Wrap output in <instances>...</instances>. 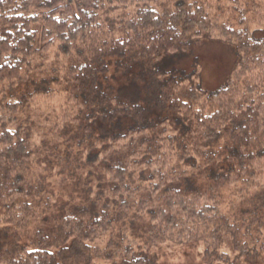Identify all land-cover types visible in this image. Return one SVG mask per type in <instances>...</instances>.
Returning <instances> with one entry per match:
<instances>
[{"label": "trees", "instance_id": "16d2710c", "mask_svg": "<svg viewBox=\"0 0 264 264\" xmlns=\"http://www.w3.org/2000/svg\"><path fill=\"white\" fill-rule=\"evenodd\" d=\"M201 39L236 54L213 92L197 59L156 66ZM66 133L86 195L0 264H158L161 246L193 242L218 264L259 256L264 0H0V231L51 215L38 175L67 169Z\"/></svg>", "mask_w": 264, "mask_h": 264}, {"label": "rangeland", "instance_id": "374dc122", "mask_svg": "<svg viewBox=\"0 0 264 264\" xmlns=\"http://www.w3.org/2000/svg\"><path fill=\"white\" fill-rule=\"evenodd\" d=\"M194 59H197L201 67V88L205 92H213L224 83L235 64L236 54L231 44L220 40L201 39L196 41L191 50L184 54L164 55L156 66L164 70H181L185 74H189L192 70ZM110 63L108 78L110 84L118 88L124 84V76L120 70H116L117 67L115 65L117 64L114 61H110ZM35 85L30 84L25 87V91L34 93L40 92L37 89L43 90L41 89L43 86ZM45 88L57 89V86L54 82H48ZM56 93L58 94V90ZM61 97L63 98L64 96H58V98ZM35 122L36 120L31 124L34 125ZM69 135L70 133L63 135L65 138H62V142L66 151L62 160H60V162L62 161L61 163L68 162L67 169L60 170L57 175V165H54L48 167L52 168L50 171L46 170V172L43 171L38 175L41 186L44 188L43 192L51 195L55 200L53 207H51V215L46 211L42 220L31 221L27 227L8 228L0 231V251L13 249L18 244L27 242L30 234L38 228L46 232H52L51 228L54 226L56 217L62 215L66 207L70 211H74L75 205L79 204L83 200V196L86 195L87 181L77 169V160L74 157L81 147L77 146L74 135L71 137ZM65 156L69 159L65 160ZM49 164L53 165L56 163L50 161ZM60 180L61 182H59ZM186 186L188 187L190 184L186 183ZM262 232L264 234V229H262ZM261 240L263 244L259 249V256L236 255L237 257L233 258L236 253L230 252L233 256L231 261L222 262L221 264H264V235ZM202 250V245L197 242L183 245H163L159 251L157 250L159 253L158 264H218L203 257ZM96 264L106 263L97 261Z\"/></svg>", "mask_w": 264, "mask_h": 264}]
</instances>
